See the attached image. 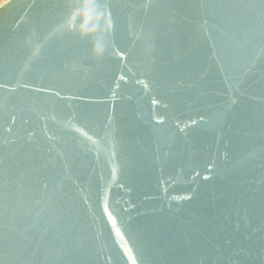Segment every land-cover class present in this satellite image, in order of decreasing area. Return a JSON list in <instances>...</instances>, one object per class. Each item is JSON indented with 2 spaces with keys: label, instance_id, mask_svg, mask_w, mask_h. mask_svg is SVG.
<instances>
[{
  "label": "water",
  "instance_id": "water-1",
  "mask_svg": "<svg viewBox=\"0 0 264 264\" xmlns=\"http://www.w3.org/2000/svg\"><path fill=\"white\" fill-rule=\"evenodd\" d=\"M0 264H264V0L3 1Z\"/></svg>",
  "mask_w": 264,
  "mask_h": 264
},
{
  "label": "bare ground",
  "instance_id": "bare-ground-1",
  "mask_svg": "<svg viewBox=\"0 0 264 264\" xmlns=\"http://www.w3.org/2000/svg\"><path fill=\"white\" fill-rule=\"evenodd\" d=\"M3 1H5V0H0V4H1Z\"/></svg>",
  "mask_w": 264,
  "mask_h": 264
}]
</instances>
